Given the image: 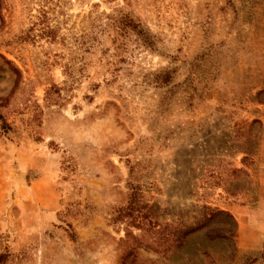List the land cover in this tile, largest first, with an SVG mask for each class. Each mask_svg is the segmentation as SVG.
I'll return each instance as SVG.
<instances>
[{
	"label": "rangeland",
	"instance_id": "374dc122",
	"mask_svg": "<svg viewBox=\"0 0 264 264\" xmlns=\"http://www.w3.org/2000/svg\"><path fill=\"white\" fill-rule=\"evenodd\" d=\"M0 114V264H264V0H0Z\"/></svg>",
	"mask_w": 264,
	"mask_h": 264
},
{
	"label": "trees",
	"instance_id": "16d2710c",
	"mask_svg": "<svg viewBox=\"0 0 264 264\" xmlns=\"http://www.w3.org/2000/svg\"><path fill=\"white\" fill-rule=\"evenodd\" d=\"M119 22L121 23L122 27L125 30L127 28H131L134 31L137 29V26L135 25L134 20L131 17L127 16V15L122 16V19ZM0 120H3V115H1V114H0ZM3 125L7 126V122L4 121Z\"/></svg>",
	"mask_w": 264,
	"mask_h": 264
}]
</instances>
